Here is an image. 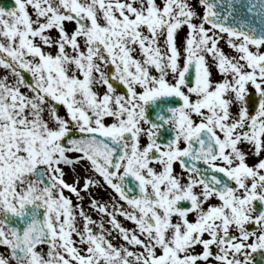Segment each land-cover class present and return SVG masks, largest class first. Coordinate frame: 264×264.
<instances>
[{
    "label": "snow or ice",
    "instance_id": "snow-or-ice-1",
    "mask_svg": "<svg viewBox=\"0 0 264 264\" xmlns=\"http://www.w3.org/2000/svg\"><path fill=\"white\" fill-rule=\"evenodd\" d=\"M264 0L0 6V264H257Z\"/></svg>",
    "mask_w": 264,
    "mask_h": 264
},
{
    "label": "water",
    "instance_id": "water-1",
    "mask_svg": "<svg viewBox=\"0 0 264 264\" xmlns=\"http://www.w3.org/2000/svg\"><path fill=\"white\" fill-rule=\"evenodd\" d=\"M0 6L11 7L13 6V0H0Z\"/></svg>",
    "mask_w": 264,
    "mask_h": 264
},
{
    "label": "flooded vegetation",
    "instance_id": "flooded-vegetation-1",
    "mask_svg": "<svg viewBox=\"0 0 264 264\" xmlns=\"http://www.w3.org/2000/svg\"><path fill=\"white\" fill-rule=\"evenodd\" d=\"M254 259L257 261V264H264V256H261L259 253L254 254Z\"/></svg>",
    "mask_w": 264,
    "mask_h": 264
}]
</instances>
